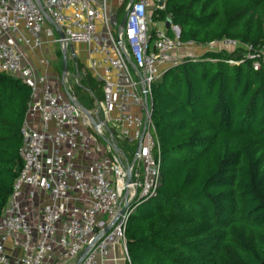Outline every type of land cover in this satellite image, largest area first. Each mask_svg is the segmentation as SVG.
Segmentation results:
<instances>
[{
	"label": "built area",
	"instance_id": "1",
	"mask_svg": "<svg viewBox=\"0 0 264 264\" xmlns=\"http://www.w3.org/2000/svg\"><path fill=\"white\" fill-rule=\"evenodd\" d=\"M116 1L124 7L122 27L123 20L112 23L107 0H38V4L0 0V75L20 81L30 91L20 128L21 167L0 215V264H106L108 249L116 245L123 248L127 262L128 220L140 204L154 198L160 185L152 85L178 63L176 53L193 48L218 46L232 52L243 47L254 71L264 64V46L228 39L206 46L181 43L170 16L165 20L170 22L168 30L162 17V29L154 27L157 16L150 10L157 3V12H164L166 0ZM46 16L62 38H53ZM43 31L61 51L86 45L89 67L102 83L101 122L91 128L89 139L105 140L103 149L95 147V155L101 149L104 155L86 167L76 163L89 125L78 101L53 90L47 75L40 76L26 62L16 41L20 36V45L27 50L40 49ZM107 127L110 133L105 139ZM139 140L140 150L131 161L127 153L114 151L115 142L132 147ZM89 154L85 152L86 157ZM34 203L35 207L26 206Z\"/></svg>",
	"mask_w": 264,
	"mask_h": 264
},
{
	"label": "trees",
	"instance_id": "2",
	"mask_svg": "<svg viewBox=\"0 0 264 264\" xmlns=\"http://www.w3.org/2000/svg\"><path fill=\"white\" fill-rule=\"evenodd\" d=\"M160 15L181 43L264 46V0H166ZM245 52L184 56L152 85L160 185L128 220L124 264H264V64L254 71ZM84 79L101 98L99 82ZM29 101L26 86L0 75V215Z\"/></svg>",
	"mask_w": 264,
	"mask_h": 264
},
{
	"label": "crops",
	"instance_id": "3",
	"mask_svg": "<svg viewBox=\"0 0 264 264\" xmlns=\"http://www.w3.org/2000/svg\"><path fill=\"white\" fill-rule=\"evenodd\" d=\"M127 3L130 0H126ZM109 11L111 14V21L114 22H120L124 19L125 13L124 9L122 7H119L116 0H107ZM123 9V10H122ZM164 24L166 23L165 20ZM162 23V21H160ZM163 26V24H162ZM46 28L53 30L54 37H59L58 30L53 26L51 21L49 19H46ZM20 36H17L16 41L17 44L20 46V49L24 53V57L26 59V62L34 68V70L40 75V76H46L47 82L51 85L52 89L55 91H59L60 93H63L66 97L67 96H75V88H80L86 91L90 94V100L92 109H89L85 106H81V110L84 115V119L86 121V124L89 125L85 126V138L82 139L79 143L80 147L76 154V163L81 167H86L90 161L96 157H100L101 155H104V151L102 150L105 140L103 139H97V142H92L89 139V136L93 135V131L91 128H94L101 122V115H100V103L102 101V91H101V98L98 97L97 93L91 94L85 87V72H89L90 76L93 80L96 82H99L100 88L102 86L101 81L93 74V71L89 67V57H88V47H86V54H87V63H82L77 59V52L76 50H73L72 46H69L66 51H61L60 48L51 42V38H48L45 34V31L41 34V40H42V46L40 49H36L34 51H29L26 48H24L22 45H20ZM77 45V44H74ZM71 47V49H70ZM193 50V49H190ZM208 51V50H207ZM205 51V52H207ZM60 52H62V63H63V57H65L66 60V71L63 72V66L61 64V55ZM67 53H69V57L72 60V64H68L67 59L69 58L67 56ZM198 53V52H196ZM193 55H196L193 52ZM60 56V58H59ZM45 61L46 64H41V61ZM60 63V64H59ZM59 64V67L57 66ZM78 65H80V71L78 70ZM101 75V73H100ZM95 92H97V88L94 89ZM77 100V98H76ZM79 103V102H78ZM110 128H105V132H103V136L105 139H107V134L110 133ZM114 143V142H113ZM97 144V145H95ZM137 145V144H136ZM101 147L100 154L95 155V147ZM114 151L118 154H122L123 149L127 148L126 145L121 143H114ZM85 152H90L89 156H85ZM37 203H34L33 205L26 204L27 207H35ZM105 262L106 264H124V258H123V248L119 245L113 246L112 248H109L107 251V254L105 255Z\"/></svg>",
	"mask_w": 264,
	"mask_h": 264
},
{
	"label": "rangeland",
	"instance_id": "4",
	"mask_svg": "<svg viewBox=\"0 0 264 264\" xmlns=\"http://www.w3.org/2000/svg\"><path fill=\"white\" fill-rule=\"evenodd\" d=\"M163 1H165V0H163ZM163 1L162 0H159V2H163ZM157 7L158 6H157V3H156L154 5L153 9L150 10V12L154 16H157L156 19L154 18V27H156L158 29H162V23H160V21H159L162 16L160 15L159 12H157L158 11ZM72 48H73V50L78 51L77 52V55H76L77 56V59H79V61H81L82 63H87L86 47L84 46V44L73 45ZM208 50H210L212 52H216V51L217 52H219V51L230 52L229 49H222L221 47H218V46H217V48H209ZM205 51H207V50L202 49V48H193V50H186L183 53L179 51L178 53L175 54V57L177 59H181L184 56H196V55H193V52L195 54H197L196 57H198V56L202 55ZM196 52H198V53H196ZM60 55H61V64L63 66V63H62V56H63L62 55V52H60ZM67 56L69 57V53H67ZM59 58H60V56H59ZM67 62H68L69 65L72 64V60L70 59V57L67 59ZM59 64L57 65L58 67H59ZM74 92H75V96L77 98V101L79 102V104L81 106H85V107H87L89 109H92L91 108L92 105H91V100H90V94L89 93H87L86 91H84L83 89H80V88H78V89L75 88ZM154 128H155V126H154ZM131 150L132 149L130 147H127V148H124L123 149V152L125 154L127 153L125 155V157L126 156L128 157V154H130Z\"/></svg>",
	"mask_w": 264,
	"mask_h": 264
},
{
	"label": "water",
	"instance_id": "5",
	"mask_svg": "<svg viewBox=\"0 0 264 264\" xmlns=\"http://www.w3.org/2000/svg\"><path fill=\"white\" fill-rule=\"evenodd\" d=\"M34 1L38 4V0H34ZM45 18H46V19H49L47 16H46ZM123 23H124V20L122 21L121 27L123 26ZM169 26H170V22H169V21H166V23H165V28H166V30L169 29ZM58 34H59V37L62 38V35H61V33H60L59 31H58ZM70 49H71V47H70ZM65 71H66V60H65V57H63V72H65ZM140 146H141V140H139L138 143H137V145H136L135 155L138 154V152H139V150H140ZM126 176H127V178H126V183L128 184V183L130 182V176H129L128 171H126ZM108 230H109V228H106L105 231H104V233H107ZM100 237H101L100 235L97 236V237L95 238V240H94L93 243H95L96 241H98V239H99ZM92 245H93V244H92ZM90 247H91V246H89V247L86 249V253H85V255L87 254V252H88V250L90 249Z\"/></svg>",
	"mask_w": 264,
	"mask_h": 264
}]
</instances>
